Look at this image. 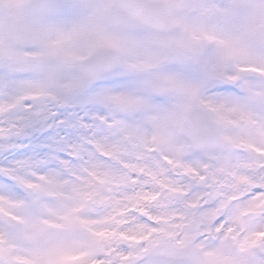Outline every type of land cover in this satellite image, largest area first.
<instances>
[{"label": "clouds", "instance_id": "1", "mask_svg": "<svg viewBox=\"0 0 264 264\" xmlns=\"http://www.w3.org/2000/svg\"><path fill=\"white\" fill-rule=\"evenodd\" d=\"M0 264H264V0H0Z\"/></svg>", "mask_w": 264, "mask_h": 264}]
</instances>
